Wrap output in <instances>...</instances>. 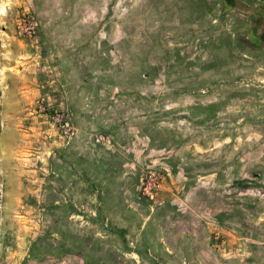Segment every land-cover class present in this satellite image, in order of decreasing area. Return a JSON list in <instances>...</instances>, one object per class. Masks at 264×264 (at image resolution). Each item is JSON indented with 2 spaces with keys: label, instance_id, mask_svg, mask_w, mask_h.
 I'll return each instance as SVG.
<instances>
[{
  "label": "rangeland",
  "instance_id": "obj_1",
  "mask_svg": "<svg viewBox=\"0 0 264 264\" xmlns=\"http://www.w3.org/2000/svg\"><path fill=\"white\" fill-rule=\"evenodd\" d=\"M0 8V264H264V0Z\"/></svg>",
  "mask_w": 264,
  "mask_h": 264
},
{
  "label": "built area",
  "instance_id": "obj_2",
  "mask_svg": "<svg viewBox=\"0 0 264 264\" xmlns=\"http://www.w3.org/2000/svg\"><path fill=\"white\" fill-rule=\"evenodd\" d=\"M37 26L38 25L35 19L33 17H30L29 15L28 16L22 15V17H19V19L17 20V29H18V34L20 36L32 38L36 33ZM147 195H151V194L148 193Z\"/></svg>",
  "mask_w": 264,
  "mask_h": 264
},
{
  "label": "clouds",
  "instance_id": "obj_3",
  "mask_svg": "<svg viewBox=\"0 0 264 264\" xmlns=\"http://www.w3.org/2000/svg\"><path fill=\"white\" fill-rule=\"evenodd\" d=\"M3 13V9L2 8H0V14H2Z\"/></svg>",
  "mask_w": 264,
  "mask_h": 264
},
{
  "label": "flooded vegetation",
  "instance_id": "obj_4",
  "mask_svg": "<svg viewBox=\"0 0 264 264\" xmlns=\"http://www.w3.org/2000/svg\"><path fill=\"white\" fill-rule=\"evenodd\" d=\"M260 5L258 4V7H259Z\"/></svg>",
  "mask_w": 264,
  "mask_h": 264
}]
</instances>
